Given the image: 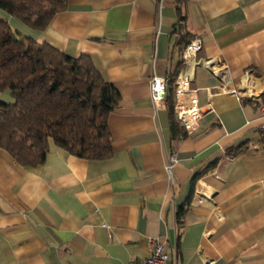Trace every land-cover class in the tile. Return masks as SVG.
I'll list each match as a JSON object with an SVG mask.
<instances>
[{"label": "crops", "instance_id": "obj_1", "mask_svg": "<svg viewBox=\"0 0 264 264\" xmlns=\"http://www.w3.org/2000/svg\"><path fill=\"white\" fill-rule=\"evenodd\" d=\"M175 3L67 0L42 31L0 10L20 34L90 57L121 95L108 119L107 160L76 157L51 140L45 163L31 168L0 147V264H138L156 238L172 264H264V0H188L183 22ZM195 38L199 58L229 66L230 87L251 71L263 94L260 102L209 98L205 89L220 80L198 67L193 87L212 111L191 133L178 123L186 136L174 139L169 89ZM154 75L171 79L159 110ZM0 103H14L10 91H0Z\"/></svg>", "mask_w": 264, "mask_h": 264}, {"label": "trees", "instance_id": "obj_2", "mask_svg": "<svg viewBox=\"0 0 264 264\" xmlns=\"http://www.w3.org/2000/svg\"><path fill=\"white\" fill-rule=\"evenodd\" d=\"M187 1L175 0L179 22L185 20L182 6ZM66 9L67 0H0V10L40 31ZM169 90L174 94L175 89ZM0 91H10L14 99L11 104L0 103V147L22 166L43 165L51 140L82 159L113 156L108 119L119 108L121 95L90 57L72 58L0 19ZM171 113L175 117L174 101ZM178 123L173 118L174 139L186 136ZM242 151L239 146L229 154ZM177 216L182 225L181 210Z\"/></svg>", "mask_w": 264, "mask_h": 264}, {"label": "built area", "instance_id": "obj_3", "mask_svg": "<svg viewBox=\"0 0 264 264\" xmlns=\"http://www.w3.org/2000/svg\"><path fill=\"white\" fill-rule=\"evenodd\" d=\"M165 0H159L162 4ZM180 36V35H179ZM203 49L201 38L192 40L183 50V68L175 79V101L174 114L188 133L193 132L199 126L200 119L212 111L211 104L203 108L199 103V89L193 87L196 69L200 66L207 68L220 84L214 88H206L205 92L209 98L221 94H233L239 99H248L260 102L263 92H258L253 85L260 77L254 72L247 71L242 76L239 86L230 87V68L227 64L217 59H201L199 54ZM169 76L154 75L150 81L151 100L155 109L162 108L168 93ZM260 82V81H259ZM262 82V81H261ZM264 109V108H263ZM261 130L264 132V126ZM178 162L176 152L173 150L167 157V171L173 181L174 167ZM149 256L138 264H172V257L166 250V243L161 238L149 241Z\"/></svg>", "mask_w": 264, "mask_h": 264}]
</instances>
